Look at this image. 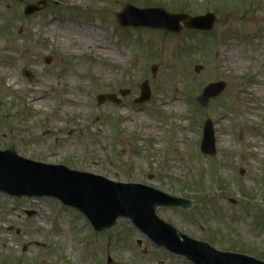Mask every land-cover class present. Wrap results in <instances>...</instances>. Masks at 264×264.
<instances>
[{
    "label": "rangeland",
    "instance_id": "rangeland-1",
    "mask_svg": "<svg viewBox=\"0 0 264 264\" xmlns=\"http://www.w3.org/2000/svg\"><path fill=\"white\" fill-rule=\"evenodd\" d=\"M35 1L0 0V150L12 145L29 160L190 200L189 209L157 216L218 251L264 262V0H46L49 9L24 17ZM128 4L213 13L216 24L202 34L121 28L115 16ZM144 80L150 100L135 104ZM218 81L226 89L202 109L195 99ZM104 94L120 105H98ZM37 97L46 103L35 110ZM206 120L215 157L199 150ZM0 264L192 263L152 245L128 220L95 233L53 199L0 194Z\"/></svg>",
    "mask_w": 264,
    "mask_h": 264
},
{
    "label": "water",
    "instance_id": "water-1",
    "mask_svg": "<svg viewBox=\"0 0 264 264\" xmlns=\"http://www.w3.org/2000/svg\"><path fill=\"white\" fill-rule=\"evenodd\" d=\"M44 2L28 5L24 15L30 16L45 8ZM120 27H148L180 33L182 26L188 30L208 32L213 28L214 15L198 17L170 15L160 9L137 10L130 6L116 15ZM46 65L51 58L44 59ZM156 66L151 67L155 75ZM201 66H195L199 73ZM28 81L33 78L23 71ZM223 82L206 86L196 102L207 108L211 99L218 97L225 89ZM136 104L148 102L150 89L148 82L140 86ZM124 97L129 91H120ZM97 104L111 102L119 105L120 101L113 94L99 95ZM200 152L205 156L216 154L213 125L207 120L203 127ZM0 193L9 197L51 198L63 206L75 209L89 222L95 232L103 233L116 226L119 219L128 220L131 225L152 244L165 251L185 258L193 264H264L246 255L221 252L205 242L189 238L171 224L157 216L158 208L189 209L191 201L168 195L151 187L137 183L113 182L102 176L70 170L62 165H49L20 157L14 147L0 151ZM31 216L33 213H27Z\"/></svg>",
    "mask_w": 264,
    "mask_h": 264
},
{
    "label": "bare ground",
    "instance_id": "bare-ground-1",
    "mask_svg": "<svg viewBox=\"0 0 264 264\" xmlns=\"http://www.w3.org/2000/svg\"><path fill=\"white\" fill-rule=\"evenodd\" d=\"M86 41H87V39H85V38L82 39V38L80 37V39L78 40V43H79V45H81V46H86V45H87V44H85ZM100 49L106 50L107 53H110V54L112 55V57H118V56H120V54L118 53V51H117L116 49L112 50L111 48H108V47L106 46V44H103V45L100 47ZM233 66H234V67H239V66H240V62H239V61H235V63H233ZM3 72H5V70H3ZM6 72H7V71H6ZM7 74L10 75L9 72H7ZM45 101H46L45 98H39V97H37V98H35V100H33L31 106H32L33 109L38 110V109H40L42 106L45 105V103H46ZM167 106H168V108L170 107V105H167Z\"/></svg>",
    "mask_w": 264,
    "mask_h": 264
},
{
    "label": "flooded vegetation",
    "instance_id": "flooded-vegetation-1",
    "mask_svg": "<svg viewBox=\"0 0 264 264\" xmlns=\"http://www.w3.org/2000/svg\"><path fill=\"white\" fill-rule=\"evenodd\" d=\"M36 2V1H35ZM32 3H34V2H32ZM54 5H58V4H55V3H53ZM47 7L45 8V10H47V9H49V7H50V5H51V2H49V1H47ZM37 13H39V12H37ZM37 13H35V14H37ZM35 14H33V15H35ZM33 15H31V16H33ZM31 16H27V17H31ZM6 138V134H3V133H0V141L1 140H3V139H5ZM10 147H14V146H9L8 148H10Z\"/></svg>",
    "mask_w": 264,
    "mask_h": 264
}]
</instances>
